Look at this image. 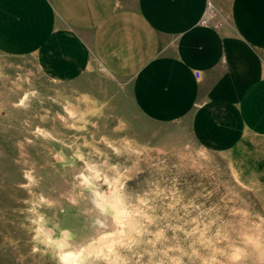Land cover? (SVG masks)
<instances>
[{"label":"clouds","instance_id":"1","mask_svg":"<svg viewBox=\"0 0 264 264\" xmlns=\"http://www.w3.org/2000/svg\"><path fill=\"white\" fill-rule=\"evenodd\" d=\"M37 95L29 89L13 106ZM48 99L57 110L39 119L52 124H24L51 147L67 187L43 189L35 163L21 162L24 235L0 241L14 264H264V183L241 161L189 137L142 139L88 91L53 89Z\"/></svg>","mask_w":264,"mask_h":264},{"label":"crops","instance_id":"2","mask_svg":"<svg viewBox=\"0 0 264 264\" xmlns=\"http://www.w3.org/2000/svg\"><path fill=\"white\" fill-rule=\"evenodd\" d=\"M208 2L216 26L199 23ZM0 54L57 81L96 65L143 117L264 183V0H0Z\"/></svg>","mask_w":264,"mask_h":264},{"label":"rangeland","instance_id":"3","mask_svg":"<svg viewBox=\"0 0 264 264\" xmlns=\"http://www.w3.org/2000/svg\"><path fill=\"white\" fill-rule=\"evenodd\" d=\"M0 71L5 73L0 76V104L3 105L0 107V241L7 235L21 238L24 235L18 227L19 216L16 211L19 207L18 198L24 195V192L16 187V183L21 179V162L26 160L35 163L38 174L43 177V189L47 190L51 186L57 191H62L67 187L66 170L55 165L51 159V147L46 142L32 137L24 124L26 120L32 126L52 124L51 120L42 122L39 117L45 114V110L53 114L57 110V105L48 99L53 89L88 91L107 100L114 115L123 117L128 122L129 132L142 139H193L183 124L154 122L139 114L130 102L126 90L96 65L73 80L57 81L53 84L52 79L39 70L32 56L0 54ZM25 77L28 79L25 80ZM32 88L37 90L38 95L30 99L29 107L13 106L15 101ZM218 154L224 156L221 152ZM188 178L195 180L197 177L193 174ZM52 194L55 195V192ZM247 195L255 200L251 193ZM23 250L26 251V248ZM14 255L10 248L0 247V264H14ZM25 264H31V260Z\"/></svg>","mask_w":264,"mask_h":264},{"label":"built area","instance_id":"4","mask_svg":"<svg viewBox=\"0 0 264 264\" xmlns=\"http://www.w3.org/2000/svg\"><path fill=\"white\" fill-rule=\"evenodd\" d=\"M214 14L213 6L210 2H208L204 12L202 13L199 23L204 25L213 24V26H216V23L213 22Z\"/></svg>","mask_w":264,"mask_h":264}]
</instances>
